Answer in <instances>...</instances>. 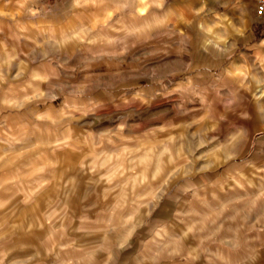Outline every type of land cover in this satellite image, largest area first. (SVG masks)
<instances>
[{"label": "clouds", "instance_id": "obj_1", "mask_svg": "<svg viewBox=\"0 0 264 264\" xmlns=\"http://www.w3.org/2000/svg\"><path fill=\"white\" fill-rule=\"evenodd\" d=\"M0 264H264V0H0Z\"/></svg>", "mask_w": 264, "mask_h": 264}]
</instances>
